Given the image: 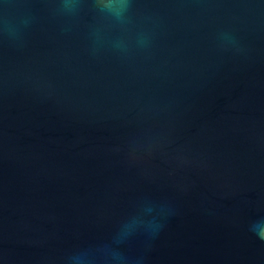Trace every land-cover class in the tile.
Instances as JSON below:
<instances>
[{
    "label": "water",
    "instance_id": "obj_1",
    "mask_svg": "<svg viewBox=\"0 0 264 264\" xmlns=\"http://www.w3.org/2000/svg\"><path fill=\"white\" fill-rule=\"evenodd\" d=\"M259 215L264 0H0V264H264Z\"/></svg>",
    "mask_w": 264,
    "mask_h": 264
},
{
    "label": "clouds",
    "instance_id": "obj_2",
    "mask_svg": "<svg viewBox=\"0 0 264 264\" xmlns=\"http://www.w3.org/2000/svg\"><path fill=\"white\" fill-rule=\"evenodd\" d=\"M259 231L257 232V229ZM249 231L253 234H258L261 238H264V215H259L249 223Z\"/></svg>",
    "mask_w": 264,
    "mask_h": 264
}]
</instances>
